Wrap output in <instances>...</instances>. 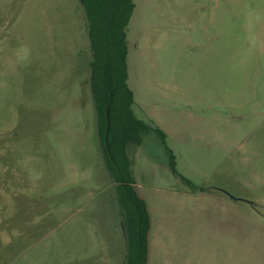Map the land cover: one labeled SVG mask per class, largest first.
Returning <instances> with one entry per match:
<instances>
[{
  "label": "rangeland",
  "instance_id": "374dc122",
  "mask_svg": "<svg viewBox=\"0 0 264 264\" xmlns=\"http://www.w3.org/2000/svg\"><path fill=\"white\" fill-rule=\"evenodd\" d=\"M134 2L132 109L166 134L128 152L149 255L264 264V0ZM91 60L81 0H0V264H123Z\"/></svg>",
  "mask_w": 264,
  "mask_h": 264
},
{
  "label": "trees",
  "instance_id": "16d2710c",
  "mask_svg": "<svg viewBox=\"0 0 264 264\" xmlns=\"http://www.w3.org/2000/svg\"><path fill=\"white\" fill-rule=\"evenodd\" d=\"M88 19L92 60L91 90L97 112L98 135L104 162L116 183L121 219L127 230L128 249L123 264H147L150 213L147 203L134 187L129 145H140L143 136L155 130L166 141V134L139 119L133 109L134 94L128 84V26L134 0H82ZM108 112L110 127L108 128ZM174 159V156L171 155ZM174 168V161H171Z\"/></svg>",
  "mask_w": 264,
  "mask_h": 264
},
{
  "label": "water",
  "instance_id": "95a60500",
  "mask_svg": "<svg viewBox=\"0 0 264 264\" xmlns=\"http://www.w3.org/2000/svg\"><path fill=\"white\" fill-rule=\"evenodd\" d=\"M110 122H111V119H110V114L108 112V128L110 127ZM121 227H122V230H123V233H124L125 246H126V252H127V249H128V238H127V230H126V227H125L123 219L121 220Z\"/></svg>",
  "mask_w": 264,
  "mask_h": 264
},
{
  "label": "crops",
  "instance_id": "0c3cea01",
  "mask_svg": "<svg viewBox=\"0 0 264 264\" xmlns=\"http://www.w3.org/2000/svg\"><path fill=\"white\" fill-rule=\"evenodd\" d=\"M147 264H154L152 261V255H148Z\"/></svg>",
  "mask_w": 264,
  "mask_h": 264
}]
</instances>
